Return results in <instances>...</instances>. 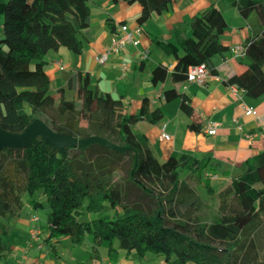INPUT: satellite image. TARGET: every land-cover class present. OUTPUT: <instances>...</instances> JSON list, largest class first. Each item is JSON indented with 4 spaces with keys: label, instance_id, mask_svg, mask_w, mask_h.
I'll use <instances>...</instances> for the list:
<instances>
[{
    "label": "trees",
    "instance_id": "obj_1",
    "mask_svg": "<svg viewBox=\"0 0 264 264\" xmlns=\"http://www.w3.org/2000/svg\"><path fill=\"white\" fill-rule=\"evenodd\" d=\"M123 1L142 7L137 19L142 26L153 15L168 13L177 0ZM234 5L246 19L255 12L264 18V0ZM90 21L89 0H0V130L20 135L42 118L57 135L98 137L125 148L92 143L61 150L38 137L28 148L0 150V264L12 253L8 225L23 210L24 195L39 192L49 206L44 241L52 250L65 238L82 246L90 234L97 260L103 243L112 255L118 241L128 256L136 252L144 260L153 254L166 264H264V150L218 190L206 176L217 174L209 158L183 154L161 162L156 157L149 139L136 128L141 121L157 124L164 118L149 98L137 114L126 113L122 98L92 89L90 74L82 72L57 91L58 99L51 94L47 54L62 47L82 54ZM106 23L111 33L117 31L112 19ZM227 26L222 12L211 6L191 18V35L176 44L151 35L152 42L176 58L171 73L162 65L154 68L152 84L159 86L169 76L174 84L187 82L189 68L202 64L217 75L213 58L229 50L220 40ZM244 47L248 68L224 83L257 99L264 95V32ZM69 90L76 91L77 100L68 99ZM163 95L167 103L181 100L182 111L192 119L190 131H203L185 94L171 88ZM203 182L206 194L218 200L206 220L198 213L204 205L198 193ZM39 204L35 201L34 207ZM107 207L113 216L103 214ZM91 213L100 217L81 221Z\"/></svg>",
    "mask_w": 264,
    "mask_h": 264
},
{
    "label": "crops",
    "instance_id": "obj_2",
    "mask_svg": "<svg viewBox=\"0 0 264 264\" xmlns=\"http://www.w3.org/2000/svg\"><path fill=\"white\" fill-rule=\"evenodd\" d=\"M235 1L238 0H177L168 13L153 15L146 24L139 26L137 19L142 12L139 4L129 5L123 0L118 3L111 0H89L91 21L90 28L85 32L89 40L84 41L82 54H74L64 47L58 52L50 51L47 54L46 72L51 79V90L54 83L59 85L58 90L67 88L69 79L77 72H82L90 74L92 89L99 88L115 98H122L126 113L137 114L144 98H149L152 108L162 109L164 118L157 124L141 121L136 128L149 139L156 157L161 162L183 154H192L200 159L209 158L211 168L217 173H211L214 179H210L229 183L243 173L248 163L264 150V95L253 99L224 83L232 76L244 72L249 64L245 56H234L231 48L245 46L264 32V18L258 12L248 19L242 17L234 5ZM211 6L218 8L228 23L220 40L229 50L213 58L218 74H211L205 86L189 82L174 84L170 76L165 83L154 86L151 82L154 68L162 65L171 73L176 58L161 50L150 36L176 44L179 39L191 35V18ZM107 19H112L118 26L125 22L131 30L140 27L142 32L139 36V50L148 51L149 59L142 60L139 51L129 45L122 54L110 55L106 64H98L97 56L106 53L112 44L113 33L107 26ZM179 54L182 55L183 52L180 51ZM123 61L128 63L126 71L122 70ZM171 88L190 99L197 123L203 127L209 121L221 123L216 136H209L204 131L189 130L192 119L182 111L181 100L165 102L163 92ZM69 94L75 96L76 91L69 90L67 97ZM247 108H253L256 114H247ZM163 131L170 135L169 139L162 138ZM12 222L8 225V237L24 234L25 230L12 226ZM22 225L25 229L28 227L24 223ZM30 229L29 226L28 232L25 231L22 238L24 240L16 237L17 244L6 240L12 249L8 264H77L85 253L91 264H115L117 253L122 250L114 245L116 251L110 255L108 249L106 255L102 249L108 243H103L99 247L101 259L97 260L89 254L92 252L93 241L89 244L91 247H85V243L74 246L69 238L56 242L55 250H52L50 243L43 249H38L37 244L30 245ZM88 239L89 237L85 242ZM64 252L71 256L68 263L64 261ZM148 257L149 255L146 258Z\"/></svg>",
    "mask_w": 264,
    "mask_h": 264
},
{
    "label": "rangeland",
    "instance_id": "obj_3",
    "mask_svg": "<svg viewBox=\"0 0 264 264\" xmlns=\"http://www.w3.org/2000/svg\"><path fill=\"white\" fill-rule=\"evenodd\" d=\"M153 58L155 59V54H153ZM58 88H59V85L54 83L53 87H52V90H51V94L55 97V99L59 98L58 93H57ZM151 96L153 97L154 95L152 94ZM71 98L74 99V100H77L76 95L75 96H71V94H69L68 99H71ZM26 110L29 113L31 112L29 107H26ZM38 120H42V118H40ZM82 124L84 126L87 125L85 122H83ZM185 175L186 174H183V177H185ZM208 182L210 184H212L213 186H215L216 189H218V190L224 188L228 184V182H218L217 180H211V179H209ZM198 193H199V195H200V197H201V199L203 201V204H204L203 208L201 209V211H198V213H200V215L205 220L212 218V216L214 214V210H215V208L217 207V204H218L217 197L214 196V197L211 198L210 196H208L206 194L205 182H203L202 185H200L198 187ZM23 200H24V203H25L24 208L20 212V215L17 217V219L16 218L14 219V221L12 222V226H16V227L19 226V227L23 228L26 231V233H27L29 226L32 228L33 226L36 225L37 229L41 232V237H42L43 242L45 243V246H47V243L44 240H45V238L47 236L45 224L47 223V219H48L49 206H48V204L46 202L45 196L42 194V192L37 193L34 197H31L28 194H26V195H24ZM35 201L40 203L38 205V208L34 207V202ZM103 214L104 215H108L109 214V215L113 216L115 214V212L111 208L107 207ZM35 216L39 218V220L37 222L33 221V218ZM99 217H100V214H95V213L84 214L81 217V221H91V220L97 219ZM18 219H22V220L19 221ZM22 223H24V225H26L28 227L25 229L23 227ZM25 231H24V234H25ZM24 234H20V236H19V234H18V236L17 235H15V236L12 235L10 237H7L6 240L7 241L10 240V242H12V244H17L16 241H15L16 237L22 239V238H24V236H23ZM87 237H89V239L87 240V242H85V247H89L90 246L89 244L93 241L92 235L89 234ZM22 240H24V239H22ZM71 245L76 246L72 242H71ZM114 245L118 249H120L118 241H115ZM263 245H264V242H263ZM108 249H109V244H106V246L102 249L104 251V254H106V255L108 254ZM81 251H83V250L81 249ZM89 254H92V252H90ZM86 255H87L86 253H85V256L81 255L82 259H79L78 262H84V264H91V261L87 259L88 257H86ZM70 257L71 256L68 255L67 252H64V261L65 262L68 263ZM1 264H8V262L6 263L5 261H3ZM115 264H166V263H165V260H164L163 257H159V256H156V255H153V254H149L148 258H146L144 260H141V259L138 258L136 252H133L130 256H128L124 250H120V252L117 253L116 263Z\"/></svg>",
    "mask_w": 264,
    "mask_h": 264
},
{
    "label": "built area",
    "instance_id": "obj_4",
    "mask_svg": "<svg viewBox=\"0 0 264 264\" xmlns=\"http://www.w3.org/2000/svg\"><path fill=\"white\" fill-rule=\"evenodd\" d=\"M142 30L140 27L131 30L127 25H119L117 27V31L112 34V44L111 47L106 51V53H103L99 56H97V62L100 65H104L108 62L110 55L112 54H122L125 48L129 45L134 46L140 53V57L142 60H148L149 59V52L144 50L140 51L139 47L141 44V40L139 38ZM231 52L234 56H245V47L243 45L234 46L231 48ZM128 69V63L126 61H123L122 63V70L126 71ZM210 71L208 70L207 66L205 64L199 65V66H192L189 68L188 71V79L187 82L196 84L199 86H205L209 77H210ZM235 90H240L244 93V90L233 86ZM247 114H256L255 110L253 108H247L246 109ZM221 127V123L217 121H209L206 123V125L203 128V131L209 135V136H216L218 134V131ZM163 139H169L170 135H168L165 131L162 133ZM208 178L214 179L213 175L208 174ZM39 220L38 217H34L33 221L37 222ZM30 245L33 246L37 244L38 249L44 248V243L41 237V232L37 229L36 225L33 226L30 230Z\"/></svg>",
    "mask_w": 264,
    "mask_h": 264
},
{
    "label": "water",
    "instance_id": "obj_5",
    "mask_svg": "<svg viewBox=\"0 0 264 264\" xmlns=\"http://www.w3.org/2000/svg\"><path fill=\"white\" fill-rule=\"evenodd\" d=\"M42 137L47 144L63 150L65 147H86L92 143H100L116 150H125L105 139L91 137L89 139H75L69 136L55 134L42 120L33 121L23 134L16 135L0 130V150L4 148H28L38 138Z\"/></svg>",
    "mask_w": 264,
    "mask_h": 264
}]
</instances>
